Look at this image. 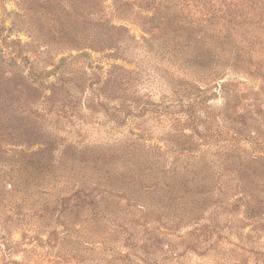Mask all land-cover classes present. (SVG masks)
I'll return each instance as SVG.
<instances>
[{
	"label": "rangeland",
	"instance_id": "obj_1",
	"mask_svg": "<svg viewBox=\"0 0 264 264\" xmlns=\"http://www.w3.org/2000/svg\"><path fill=\"white\" fill-rule=\"evenodd\" d=\"M189 1L0 0V264H264V23Z\"/></svg>",
	"mask_w": 264,
	"mask_h": 264
},
{
	"label": "trees",
	"instance_id": "obj_2",
	"mask_svg": "<svg viewBox=\"0 0 264 264\" xmlns=\"http://www.w3.org/2000/svg\"><path fill=\"white\" fill-rule=\"evenodd\" d=\"M153 1L156 5V16H158L165 8L166 2L170 0ZM189 2L192 4H194V2L195 4H200L199 6L196 5V8L200 11L204 10L201 11L202 17L200 19L196 18L188 23L190 24V28L188 29L191 32V37L196 41L194 50L200 54L196 55L195 60L201 59L203 56L206 61L208 60L209 62L210 60L209 63L213 62L211 61L213 58H217V61H219V58L223 56L225 51H228L226 47L227 41H225V39L230 33L232 35L238 33L239 28L242 26V22L245 21L242 19L245 13L247 14L248 23H252V21H254V25L264 23V0H190ZM121 7L120 4H117L116 10L120 12ZM184 23L187 24L186 22ZM106 26L107 22L99 18V29ZM164 28L180 31L185 27L181 21V17L175 16L166 21ZM120 29L123 30L124 28L120 27ZM197 34H201L204 37H196ZM198 42H204L207 45V53H200L199 48H197V46H199ZM209 68H211L210 71L216 75L222 70L218 62L215 63V65H210Z\"/></svg>",
	"mask_w": 264,
	"mask_h": 264
}]
</instances>
